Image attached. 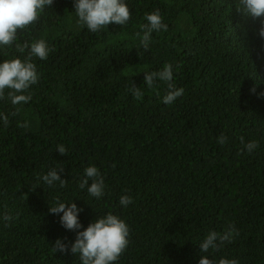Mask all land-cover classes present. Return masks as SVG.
Wrapping results in <instances>:
<instances>
[{"label": "trees", "instance_id": "1", "mask_svg": "<svg viewBox=\"0 0 264 264\" xmlns=\"http://www.w3.org/2000/svg\"><path fill=\"white\" fill-rule=\"evenodd\" d=\"M237 2L126 0L129 22L94 33L79 22L75 0H54L18 31L16 43L44 39L50 51L32 58L39 80L29 102L0 100L9 119L0 117V264H81L71 252L77 232L109 212L130 228L116 264H199L205 255L264 264V17L245 16ZM157 9L168 30L154 31L145 51L136 33ZM29 51L4 47L0 63ZM167 63L184 89L171 104L165 82L145 84V72ZM25 121L28 128L17 126ZM241 136L259 147L249 153ZM91 165L105 182L101 198L79 187ZM53 167H63L66 187L37 180ZM122 195L133 203L121 205ZM57 200L77 204L81 229L50 212ZM229 225L239 233L230 243L200 250L210 231ZM57 239L67 253L52 251Z\"/></svg>", "mask_w": 264, "mask_h": 264}, {"label": "clouds", "instance_id": "2", "mask_svg": "<svg viewBox=\"0 0 264 264\" xmlns=\"http://www.w3.org/2000/svg\"><path fill=\"white\" fill-rule=\"evenodd\" d=\"M53 3L54 0H0V49L10 47L14 43L16 50L20 53L30 49L25 59H6L0 63V100L7 98L13 105L27 103L31 100L29 89L39 80L37 67L32 62V58L47 59L50 49L44 39L35 40L31 45L27 42L23 44L16 43L17 34L18 31L25 30L36 23L45 8L51 7ZM236 10L248 17H264V0H238ZM75 12L79 22L86 25L87 29L94 33L101 31L112 23L124 26L131 19V10L126 0H75ZM146 21L147 23L140 25L141 31L136 33L145 51L149 49L154 31L168 30V25L163 22L158 9L147 14ZM258 34L264 37V27L260 28ZM157 80L167 84L168 91L163 96L165 104H171L183 95L184 89L177 88L172 82L173 65L171 63L165 64L162 70L145 72V84L149 88L154 87ZM129 91L136 99L143 97L141 88L137 87L134 82ZM252 91L255 92V88ZM260 95L264 96V93ZM18 112L19 108L16 109L13 115ZM0 117H2L5 125L9 124L7 115L0 113ZM17 126L28 128L30 125L25 121ZM240 140L249 153L259 147L258 141L252 140L245 143L243 136L240 137ZM217 142L220 144L226 143L227 136L222 133ZM57 150L61 155L67 154V149L63 144H59ZM62 171L63 167H53L42 177L38 175L37 180L42 179L49 187L56 182H59L61 188L66 187L67 180L61 179L59 174ZM89 180L92 181L90 186ZM79 187L81 189L87 188L88 193L93 197H103L105 182L95 165L88 166L85 169ZM119 203L127 207L133 203V198L129 195H122ZM68 205L69 203L57 200L54 206H50L49 210L57 215L63 213L61 224L66 229L74 231L81 229L83 227L79 220L81 209L77 207L75 202H72L70 207ZM3 219L11 221L12 216L5 214ZM234 235H239L234 225H229L223 233L210 231L199 245L200 250L205 253L209 249L218 251L225 242L230 243ZM129 236L130 228L126 221L109 212L106 216L97 218L83 231L77 232L76 240L71 245V252L79 255L81 264H116L129 245ZM68 250V245L61 239H57L55 244L52 245L54 253L57 251L67 253ZM199 264H239V262L227 258H221L218 262H214L205 255L199 260Z\"/></svg>", "mask_w": 264, "mask_h": 264}]
</instances>
